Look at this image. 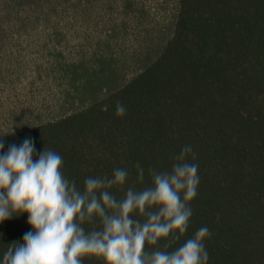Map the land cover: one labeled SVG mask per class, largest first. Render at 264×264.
<instances>
[{"label":"trees","instance_id":"obj_1","mask_svg":"<svg viewBox=\"0 0 264 264\" xmlns=\"http://www.w3.org/2000/svg\"><path fill=\"white\" fill-rule=\"evenodd\" d=\"M148 2L0 0V90L15 100L3 150L30 137L81 189L125 168L126 191L190 144L200 184L179 243L206 226L208 264H264V0ZM21 90L30 103L45 94L53 114L23 121ZM27 221L0 223V261L32 231Z\"/></svg>","mask_w":264,"mask_h":264},{"label":"clouds","instance_id":"obj_2","mask_svg":"<svg viewBox=\"0 0 264 264\" xmlns=\"http://www.w3.org/2000/svg\"><path fill=\"white\" fill-rule=\"evenodd\" d=\"M117 102V116L126 114ZM0 138V223L28 214L23 243L8 245L0 264H83L87 256L103 264H208V227L186 237L198 195L196 153L182 146L170 169H149L150 183L126 188L129 171L89 176L83 189L63 171V157L43 148L38 158L32 138L4 150ZM143 184L144 168L136 163ZM124 192L120 198L112 191ZM89 226L86 228L85 226Z\"/></svg>","mask_w":264,"mask_h":264},{"label":"rangeland","instance_id":"obj_3","mask_svg":"<svg viewBox=\"0 0 264 264\" xmlns=\"http://www.w3.org/2000/svg\"><path fill=\"white\" fill-rule=\"evenodd\" d=\"M145 1L149 3L148 1H151V0H145ZM155 2L156 0H152L150 5L154 7ZM43 42H44L43 40H40L38 43L43 44ZM37 61L40 62L39 60ZM5 93H9L8 90L4 89V91H2V88H1L0 108H2L3 111L2 113H0V133L5 132L6 130L11 129L13 127L11 120L8 121L6 119H9L7 118L9 117L8 111H11V109L13 108L15 104V100H14V103L12 104H6L4 100L7 99L6 96L10 95L13 97L14 93H11V92L10 94H5ZM17 94L19 98L21 97L20 101L25 103L24 107L27 108L26 113L23 116V121H33V120H38V119H44L53 114V112L47 107V104L45 103V99H46L45 94H38V95L36 94V97L31 99V103L29 102L27 95L25 96V92H23V90H21L20 92L18 91Z\"/></svg>","mask_w":264,"mask_h":264}]
</instances>
